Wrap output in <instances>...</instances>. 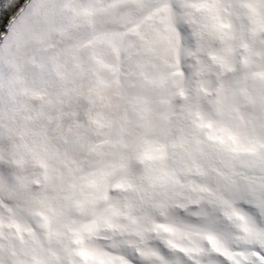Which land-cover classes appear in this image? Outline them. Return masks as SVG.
I'll return each mask as SVG.
<instances>
[{"label": "snow or ice", "instance_id": "obj_1", "mask_svg": "<svg viewBox=\"0 0 264 264\" xmlns=\"http://www.w3.org/2000/svg\"><path fill=\"white\" fill-rule=\"evenodd\" d=\"M0 264H264V0H0Z\"/></svg>", "mask_w": 264, "mask_h": 264}]
</instances>
